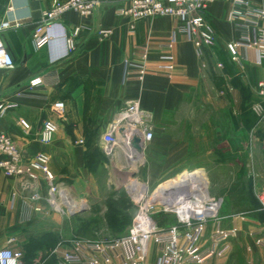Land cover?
I'll use <instances>...</instances> for the list:
<instances>
[{
  "label": "crops",
  "instance_id": "0c3cea01",
  "mask_svg": "<svg viewBox=\"0 0 264 264\" xmlns=\"http://www.w3.org/2000/svg\"><path fill=\"white\" fill-rule=\"evenodd\" d=\"M249 2L264 7V0ZM51 3L0 0V38L14 62L13 68H0V104H17L0 115V133L11 137L25 160L46 153L55 181L72 196L96 198L97 181L108 167L116 178L128 176L119 161L105 163L101 135L127 102L138 100L151 117L154 138L144 150L147 161L137 164L143 163L142 169L151 166L156 185L184 171H203L210 195L222 199L220 226L236 229L230 249L203 264H262L264 221L236 214L256 205L253 190L264 191V171L253 170L264 166V120L251 111L261 100L257 84L264 78V61L258 64L253 50H242L243 59L231 61L226 44L240 33L226 19L230 2L216 1L208 8L205 18L215 40L200 50L190 35L178 31L176 18L133 20L118 13L120 2L104 4L92 16L67 12L57 17L48 32L49 42L37 48L34 32ZM75 28L80 30L74 50L66 56L64 36H71ZM101 28L111 34L98 38ZM167 63L173 68L165 69ZM34 76H42L44 82L30 89L28 81ZM55 102L64 104L61 118L52 111ZM46 119L58 126L47 144L39 140ZM92 134L99 135L98 142ZM122 157L130 159L118 149L114 159ZM243 164L250 168L242 173ZM242 180L253 185L242 188ZM235 184L243 189L239 194L246 197L243 203L239 197L229 198ZM35 186L45 196L41 173ZM110 193L117 197L119 192L114 188ZM30 194L23 178L6 176L0 169V250H20L22 264H57L70 249L71 240L60 235L65 222L42 199L31 200ZM213 228L207 226L202 244ZM151 253L155 259L153 244Z\"/></svg>",
  "mask_w": 264,
  "mask_h": 264
},
{
  "label": "built area",
  "instance_id": "2783aa9c",
  "mask_svg": "<svg viewBox=\"0 0 264 264\" xmlns=\"http://www.w3.org/2000/svg\"><path fill=\"white\" fill-rule=\"evenodd\" d=\"M223 0H52L51 6L43 13L42 21L34 32V45L40 48L49 40V30L56 26V18L67 13L76 12L81 16H92L97 8L104 4L121 3L117 11L133 20L171 16L179 21L178 31L188 34L195 47L200 50L213 44L214 30L206 21L205 15L213 2ZM230 2L226 19L233 24L240 36L226 44V50L233 62L243 59L242 50H253L258 64L264 61V7H255L249 0H226ZM64 36L66 53L74 50V37ZM111 34V30L101 28L96 31L100 39ZM174 43L167 44L171 48ZM167 59L171 60V56ZM13 59L0 38V68H13ZM172 69V64L163 65ZM42 76H34L28 81L30 89L43 85ZM260 101L251 106V111L260 120H264V78L257 84ZM15 103L0 104V115ZM54 114L61 118L64 104L55 102ZM57 123L51 119L43 122L39 133L42 143H50L56 132ZM120 130L124 137H121ZM137 135L143 146L154 138V125L151 117L138 100H130L115 115L101 135L106 155L116 156L122 149L131 158L135 153L131 147V138ZM264 140V134H263ZM0 169L6 176L23 178L31 189V200H43L48 207L61 216H69L83 207L77 198L55 181L50 170V157L39 152L25 160L21 150L10 136L0 133ZM133 153V154H132ZM137 155V154H136ZM38 173L46 182V194L41 196L35 186ZM166 188H155L137 181L126 184L127 192L135 205L136 212L125 235L109 241L71 240L70 249L66 251L57 264H203L213 257H222L229 249V242L236 234L234 227L220 226V209L222 199L211 196L208 180L201 170L184 171L172 179L165 180ZM261 209L264 210V191L258 194ZM40 211V208H34ZM172 215L175 223L160 227L156 215ZM208 225H214L208 242L202 244L203 235ZM260 242V240H257ZM155 245V259H152L151 245ZM23 253L12 248L0 250V264H20Z\"/></svg>",
  "mask_w": 264,
  "mask_h": 264
},
{
  "label": "rangeland",
  "instance_id": "374dc122",
  "mask_svg": "<svg viewBox=\"0 0 264 264\" xmlns=\"http://www.w3.org/2000/svg\"><path fill=\"white\" fill-rule=\"evenodd\" d=\"M92 137L94 141H99L98 134H92ZM103 158L105 163L109 162V164L112 163L116 165L118 164L116 161H119L120 166H123L128 172V176L124 179L118 177L116 178V175L112 171L110 172L108 167L105 175H102L103 179H99L97 181V186L99 189L98 196L96 198H77V201L80 202L82 206L86 208V210L81 213L69 216L60 215L65 222L64 229L60 231V235L66 241H109L125 235L136 212L134 203L128 197L126 184L131 181H137L139 183L146 184L150 187V189H153L157 186L156 184L159 183L154 182L153 177L151 176L152 168L150 165L146 164V166L142 169L143 163L145 164V161H147L148 158V155H146L145 159V152L141 156V160H139L141 162L143 160L142 165L137 164V162L131 164L128 159L126 160L123 157L120 158V160H116L114 158H110L108 155H105ZM147 167H149V169ZM245 168L246 170H249L250 167L247 164H243L242 173ZM253 170L260 174L264 171V166H259L257 169L255 168ZM252 183L253 182L251 181H241L242 188L245 187V189V184L253 185ZM114 188L119 192L117 197L110 193ZM261 192L262 190L257 187L251 193L252 198L256 202V205L254 206L256 211L254 213L236 214V216L246 217L249 215H254L256 221H264V210L261 209V205L257 197ZM156 220L160 227H167L175 223V219L169 214H158L156 215ZM54 236L55 235H49L50 238ZM22 259L20 264H22ZM236 264L248 263L237 261ZM258 264H261V262H258ZM262 264H264V262H262Z\"/></svg>",
  "mask_w": 264,
  "mask_h": 264
},
{
  "label": "water",
  "instance_id": "95a60500",
  "mask_svg": "<svg viewBox=\"0 0 264 264\" xmlns=\"http://www.w3.org/2000/svg\"><path fill=\"white\" fill-rule=\"evenodd\" d=\"M120 135H121V137H124V134H123V131L122 130H120ZM130 142H131V147L133 148V150L135 151V153L138 154V155H143V149H142L143 146H142V143L140 141L139 136L133 135L132 138H131V140H130ZM85 210H86L85 207H80L79 209H77L71 215L81 213V212H83Z\"/></svg>",
  "mask_w": 264,
  "mask_h": 264
},
{
  "label": "trees",
  "instance_id": "16d2710c",
  "mask_svg": "<svg viewBox=\"0 0 264 264\" xmlns=\"http://www.w3.org/2000/svg\"><path fill=\"white\" fill-rule=\"evenodd\" d=\"M236 193V194H235ZM242 194L243 193V189H239L238 188V184H235L233 187H232V189L230 190V199H232V197H233V199L234 198H237V197H239V201H240V203H243V201L244 200H246V197H244V196H239V194ZM234 194H235V196H234ZM255 205H251V206H249L248 208H247V210H245L246 212H241L242 214H247V213H249V212H253V211H256V208L254 207ZM258 210V209H257ZM234 213H240V212H234Z\"/></svg>",
  "mask_w": 264,
  "mask_h": 264
},
{
  "label": "bare ground",
  "instance_id": "6f19581e",
  "mask_svg": "<svg viewBox=\"0 0 264 264\" xmlns=\"http://www.w3.org/2000/svg\"><path fill=\"white\" fill-rule=\"evenodd\" d=\"M133 154V153H132ZM141 156L142 155H136V157H134V159H132V157L129 159V161H130V163L131 164H134V163H136V162H138L139 160H141ZM193 171V170H192ZM167 184L168 183H164V182H162L161 184H160V188H166V186H167Z\"/></svg>",
  "mask_w": 264,
  "mask_h": 264
}]
</instances>
